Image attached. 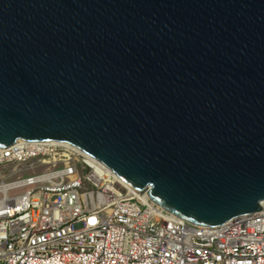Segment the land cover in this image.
<instances>
[{
	"label": "water",
	"instance_id": "water-1",
	"mask_svg": "<svg viewBox=\"0 0 264 264\" xmlns=\"http://www.w3.org/2000/svg\"><path fill=\"white\" fill-rule=\"evenodd\" d=\"M19 140L196 226L262 211L264 0H0V149Z\"/></svg>",
	"mask_w": 264,
	"mask_h": 264
},
{
	"label": "built area",
	"instance_id": "built-area-1",
	"mask_svg": "<svg viewBox=\"0 0 264 264\" xmlns=\"http://www.w3.org/2000/svg\"><path fill=\"white\" fill-rule=\"evenodd\" d=\"M143 191L65 142L1 148L0 264H264V207L202 227Z\"/></svg>",
	"mask_w": 264,
	"mask_h": 264
}]
</instances>
